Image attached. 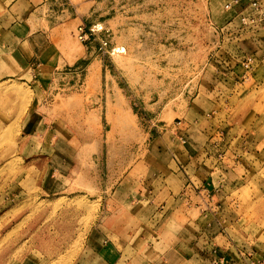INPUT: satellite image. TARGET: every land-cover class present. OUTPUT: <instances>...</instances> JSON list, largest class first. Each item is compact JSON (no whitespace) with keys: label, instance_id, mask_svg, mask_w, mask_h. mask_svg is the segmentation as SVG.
Masks as SVG:
<instances>
[{"label":"rangeland","instance_id":"1","mask_svg":"<svg viewBox=\"0 0 264 264\" xmlns=\"http://www.w3.org/2000/svg\"><path fill=\"white\" fill-rule=\"evenodd\" d=\"M39 1L36 14L59 25L66 57L83 54L86 58L75 69L64 65L62 76L45 83L47 91H39L41 123L31 143L22 119L34 95L32 83L14 76L0 82V264H8L11 254L12 264H35L29 256L41 252L40 264H88L95 259H88V253L78 256L83 254L100 200L78 195L80 187L94 193L97 188L116 187L122 179L123 191L140 187L138 178L153 163V143L172 138L170 130L161 131L147 121L141 95L148 93L153 99L161 91L160 109L170 103L165 111L181 94L189 104L200 106L205 99L201 95L209 88L206 78L200 82L204 66L225 52L222 48L215 53L219 47L214 45L206 47L209 41L216 43L224 3ZM80 26L95 31L81 41ZM254 83L239 84L231 101L235 108L218 114L222 123L232 116L247 120L245 139L234 151L237 172L245 178L237 183L239 188L234 187V201H224L220 217L223 232L232 241L242 249L264 253V80L256 87ZM198 89L200 97L192 100ZM250 105L252 112L242 114ZM177 114L165 113L163 118L175 123L182 120L174 119ZM230 126H222V136ZM97 138L99 150L92 155ZM80 171L90 172L95 184L85 187L79 181ZM58 172L66 176L63 181L70 197L57 198L59 194L47 189ZM255 174L258 178L251 180ZM199 212L195 209L194 216Z\"/></svg>","mask_w":264,"mask_h":264},{"label":"crops","instance_id":"2","mask_svg":"<svg viewBox=\"0 0 264 264\" xmlns=\"http://www.w3.org/2000/svg\"><path fill=\"white\" fill-rule=\"evenodd\" d=\"M222 1L224 9L218 16L223 23L217 24L220 30L216 43L209 41L206 47L214 45L219 47L215 53L222 48L225 52L219 59H209L204 66L200 82L206 78L209 88L204 96L201 95L205 99L200 101V106H194L193 101L189 104L181 94L171 100L170 109L165 111L170 103L160 109L164 105L161 91L159 95L154 94L153 99L148 93L141 95L147 121L161 131L170 130L173 139L162 137L153 143V163L147 164L145 174L138 178L140 187L135 191H123L125 179L116 187L97 188L94 193L84 192V185L80 187L78 195L100 200L83 254L78 256L88 253V259H95L88 264H264V253L257 248L252 252L242 249L223 232L220 214L224 201H234V187L239 188L241 184L237 183L245 178L237 172L239 165L234 151L241 148L245 139L243 130L247 120L232 116L227 123H222L218 116L222 110L235 108L231 101L239 84L248 80L255 81V87L262 84L264 28L242 25L240 15L248 7L249 0H238L230 9L225 3L231 0ZM38 2L0 0V82L14 76L33 85L34 95L22 119L25 137L30 143L41 123L39 91H47L45 83L55 82L54 79L62 76L64 65L75 69L80 59L86 58L83 54L72 59L66 57L59 25L36 14ZM249 54L255 59L245 75L242 60ZM228 82H232V86L229 87ZM193 88L194 85L191 90ZM200 94L198 89L192 100ZM253 108L251 105L245 107L242 114L252 112ZM172 112L180 114L174 119L181 117L182 120L168 123L163 115ZM222 124L232 125L224 136ZM236 125L238 130L231 132ZM235 140H239L238 145ZM95 142L97 149L91 151L92 155L100 146L98 138ZM80 172L79 181L85 187L95 184L90 172ZM64 177L56 173L47 187L49 192L59 194L57 198L70 197ZM254 178H258L256 174L251 180ZM105 200L108 201L104 203ZM195 209L200 211L196 216ZM37 250L43 251L42 248ZM31 254L29 258L35 264L43 261L44 253ZM12 259L11 254L8 264H12ZM79 262L84 261L80 258Z\"/></svg>","mask_w":264,"mask_h":264},{"label":"built area","instance_id":"3","mask_svg":"<svg viewBox=\"0 0 264 264\" xmlns=\"http://www.w3.org/2000/svg\"><path fill=\"white\" fill-rule=\"evenodd\" d=\"M238 0H231L225 3V7L230 9L233 7L234 3ZM240 21L245 27L259 26L264 28V0H249V5L240 15ZM95 31V28H91V31H85L82 26H80L78 31V36L81 41L88 38L89 34H92ZM104 44H107L108 41H103ZM115 47H113L114 51ZM118 51L119 49L116 48ZM254 56L249 54L242 60V65L245 68V75L247 71H250L254 62Z\"/></svg>","mask_w":264,"mask_h":264},{"label":"bare ground","instance_id":"4","mask_svg":"<svg viewBox=\"0 0 264 264\" xmlns=\"http://www.w3.org/2000/svg\"><path fill=\"white\" fill-rule=\"evenodd\" d=\"M123 50H124V48H123Z\"/></svg>","mask_w":264,"mask_h":264}]
</instances>
